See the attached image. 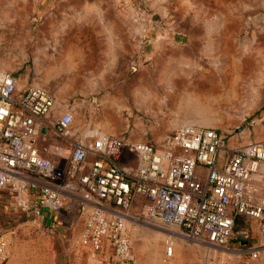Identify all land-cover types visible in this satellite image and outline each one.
I'll return each instance as SVG.
<instances>
[{
    "label": "rangeland",
    "instance_id": "obj_1",
    "mask_svg": "<svg viewBox=\"0 0 264 264\" xmlns=\"http://www.w3.org/2000/svg\"><path fill=\"white\" fill-rule=\"evenodd\" d=\"M59 55L74 76L50 71ZM0 70L18 88L48 87L56 113L71 112V128L89 140L161 146L182 124L214 128L230 147L263 140L264 0H0ZM69 221L22 223L7 238L20 254H0V264H71L67 254L84 248L81 223ZM238 227L250 233L246 250L235 233L223 247L173 225L130 223L133 264L139 252L209 264L206 254L264 243L257 220L238 218Z\"/></svg>",
    "mask_w": 264,
    "mask_h": 264
},
{
    "label": "built area",
    "instance_id": "obj_2",
    "mask_svg": "<svg viewBox=\"0 0 264 264\" xmlns=\"http://www.w3.org/2000/svg\"><path fill=\"white\" fill-rule=\"evenodd\" d=\"M55 107L50 89L18 88L0 70V188L34 215L66 206L83 214L80 242L90 257L107 242L117 261H130V219L177 225L215 246L234 233L248 239L246 228L234 231L240 217L257 220L264 233V139L229 147L214 128L182 124L161 146L125 135L89 140L69 133L71 112ZM47 136L67 143L54 160L42 153ZM6 245L0 237V253ZM248 254L264 264V243Z\"/></svg>",
    "mask_w": 264,
    "mask_h": 264
},
{
    "label": "crops",
    "instance_id": "obj_3",
    "mask_svg": "<svg viewBox=\"0 0 264 264\" xmlns=\"http://www.w3.org/2000/svg\"><path fill=\"white\" fill-rule=\"evenodd\" d=\"M66 58L68 57L65 56L63 58V57H60V55L54 58L53 59L54 66H51L52 69L50 71L52 73L61 74L65 77L74 76L75 71L72 69L71 62H69V60ZM69 133L79 134L80 131L75 130V129L73 130L70 126ZM48 135H51V134H48ZM113 135H116V134H113ZM257 139L261 140L259 136H257ZM43 144L45 148L42 151V153L44 156H46L47 158L51 160H54L55 157L57 158L61 156L62 155L61 147H65L67 145V143L64 140L56 139L53 136H47ZM67 204L70 205L68 202ZM135 209L136 208H134L133 210L135 211ZM68 218H70L69 222L71 223V225L81 223V228L79 232V240H78L80 242V233H81L82 226H83V214H80L79 212H77V210H75L72 206H66L65 208H63L61 211L57 213L50 212V211H42L41 214L34 215L30 212L20 210L15 205L13 194L6 188H0V237H3L6 240V244H8L5 247L6 249L0 254H20L19 252L9 251V242L7 238H9L10 235L15 230H17L18 227H20L22 223L28 222L29 220H32V221L39 220L41 223H44L46 226H50V224L53 225L54 221L57 219L63 221V219L66 220ZM139 221H142V220L130 219L129 224L134 223V222H139ZM236 221H235L234 228L236 227ZM143 222H146V221H143ZM146 223L154 225L158 228L165 227V226H160V225L149 223V222H146ZM173 226L177 227L179 233L185 238H187L184 235L183 230L179 226L177 225H173ZM243 228L245 227H238L236 228V230L243 229ZM156 238H158V236ZM189 240H196V241L208 243L203 239H189ZM249 240L250 238L248 236V239L244 241H240V243L238 242V244L243 246V248H240L241 250L242 249L246 250V246L244 248V245H246ZM80 245L84 248L81 250L82 252H79L78 250L76 251L75 254H67L68 258L70 259L74 257V260L72 259L73 261L71 264H133L132 258L130 261L126 263L117 261L115 257L113 256L111 247L109 246V244H107V242L104 245L102 251L99 252V254H97L93 258L89 256L86 245L82 244L81 242H80ZM255 245H258V244H251L249 247H247V252L249 248ZM223 247H226V245ZM140 253L141 252H139V254H136L137 256H136V260L134 264H162L161 259L163 258L162 257L163 254L161 253L152 254V252L147 253V254H140ZM29 254H36V253L31 252ZM206 255H207V262L209 264H259L260 261H262V260H259V261L252 260L249 257V254H245V253H242V254H206ZM132 257H133V254H132ZM193 259L196 260L195 254H171L169 259L166 262L167 264H186V261H187V264H196L193 262Z\"/></svg>",
    "mask_w": 264,
    "mask_h": 264
}]
</instances>
